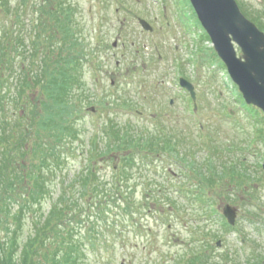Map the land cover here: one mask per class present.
<instances>
[{"label": "rangeland", "instance_id": "obj_1", "mask_svg": "<svg viewBox=\"0 0 264 264\" xmlns=\"http://www.w3.org/2000/svg\"><path fill=\"white\" fill-rule=\"evenodd\" d=\"M64 1L73 9L69 24L84 51L81 77L87 84L82 100L74 98L84 103L75 104L78 138L69 140L77 152L69 149L66 167L47 175L52 196L61 178L75 179L98 140L96 131L114 118L169 145L161 150L159 143L162 157L139 160L128 182L133 187L123 196L127 205L118 204L98 224L109 241L103 243L107 256L116 249L115 264H246L258 253L264 263V112L239 93L190 0ZM50 2L55 4L0 0L11 8L0 10V33L11 30L21 13L25 44L17 60L25 69L36 66L30 53L38 40L51 56L59 53L58 27L53 34L51 20L41 25L39 19V5ZM237 2L264 30V0ZM181 77L195 85L196 101L181 87ZM37 91L29 95L34 99ZM118 162L100 158L91 165L99 180L111 184L122 178L113 168ZM200 173L210 180L202 182ZM69 194L79 196L78 189ZM227 204L238 209L233 226L223 214ZM5 233L0 226V236Z\"/></svg>", "mask_w": 264, "mask_h": 264}, {"label": "trees", "instance_id": "obj_2", "mask_svg": "<svg viewBox=\"0 0 264 264\" xmlns=\"http://www.w3.org/2000/svg\"><path fill=\"white\" fill-rule=\"evenodd\" d=\"M54 2L39 5V19L41 25L45 19L51 20L52 29L58 27L62 38L56 41L58 55L51 56L48 44L38 40L30 53L36 66L28 70L18 62L25 44L19 12L15 26L0 33V226L6 232L0 236V264H93L91 260L115 264L116 249L107 256L103 243L109 241H103L98 224L118 204L127 205L123 196L133 187L128 182L139 160L162 157L161 150L169 145L112 118L96 131L98 140L84 155L75 179L61 178L59 193L52 196L47 175L57 176L66 167L69 149L76 151L69 140L78 138L76 105L84 103L77 104L74 98L82 100L87 84L81 77L84 51L69 24L73 9L64 0ZM8 9L0 4V10ZM34 88L36 99L29 95ZM31 155L34 161L28 159ZM115 157L119 162L113 168L115 173L122 171V178L107 184L99 180V169L91 162L100 158L110 162ZM200 176L202 182L210 180ZM71 189H78L79 196H71ZM260 258L258 253L246 264H261ZM194 260L189 264L198 263Z\"/></svg>", "mask_w": 264, "mask_h": 264}, {"label": "water", "instance_id": "obj_3", "mask_svg": "<svg viewBox=\"0 0 264 264\" xmlns=\"http://www.w3.org/2000/svg\"><path fill=\"white\" fill-rule=\"evenodd\" d=\"M190 1L245 101L264 111V31L244 15L236 0ZM141 23L152 29L146 20L141 19ZM236 45L242 50L241 56ZM180 82L196 100L194 85L185 78ZM223 213L230 224L236 223L235 206L227 204Z\"/></svg>", "mask_w": 264, "mask_h": 264}]
</instances>
